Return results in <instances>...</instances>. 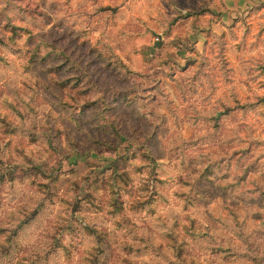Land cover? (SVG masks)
Returning a JSON list of instances; mask_svg holds the SVG:
<instances>
[{
	"label": "rangeland",
	"instance_id": "1",
	"mask_svg": "<svg viewBox=\"0 0 264 264\" xmlns=\"http://www.w3.org/2000/svg\"><path fill=\"white\" fill-rule=\"evenodd\" d=\"M0 264H264V0H0Z\"/></svg>",
	"mask_w": 264,
	"mask_h": 264
},
{
	"label": "crops",
	"instance_id": "2",
	"mask_svg": "<svg viewBox=\"0 0 264 264\" xmlns=\"http://www.w3.org/2000/svg\"><path fill=\"white\" fill-rule=\"evenodd\" d=\"M231 0H227V2L229 3ZM228 7H232V6H228Z\"/></svg>",
	"mask_w": 264,
	"mask_h": 264
},
{
	"label": "water",
	"instance_id": "3",
	"mask_svg": "<svg viewBox=\"0 0 264 264\" xmlns=\"http://www.w3.org/2000/svg\"><path fill=\"white\" fill-rule=\"evenodd\" d=\"M158 45H159V42L157 41V42H156V46H158Z\"/></svg>",
	"mask_w": 264,
	"mask_h": 264
}]
</instances>
